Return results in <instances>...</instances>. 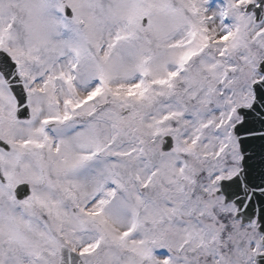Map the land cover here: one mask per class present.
<instances>
[{
    "label": "snow or ice",
    "instance_id": "1",
    "mask_svg": "<svg viewBox=\"0 0 264 264\" xmlns=\"http://www.w3.org/2000/svg\"><path fill=\"white\" fill-rule=\"evenodd\" d=\"M0 264H264V0H0Z\"/></svg>",
    "mask_w": 264,
    "mask_h": 264
}]
</instances>
